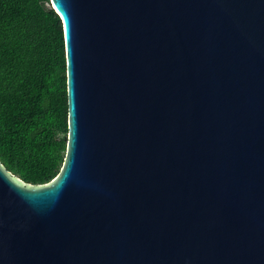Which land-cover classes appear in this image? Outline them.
<instances>
[{
    "label": "water",
    "instance_id": "obj_1",
    "mask_svg": "<svg viewBox=\"0 0 264 264\" xmlns=\"http://www.w3.org/2000/svg\"><path fill=\"white\" fill-rule=\"evenodd\" d=\"M68 142L0 162V264H264V0H50Z\"/></svg>",
    "mask_w": 264,
    "mask_h": 264
},
{
    "label": "trees",
    "instance_id": "obj_2",
    "mask_svg": "<svg viewBox=\"0 0 264 264\" xmlns=\"http://www.w3.org/2000/svg\"><path fill=\"white\" fill-rule=\"evenodd\" d=\"M64 29L50 0H0V162L50 183L68 142Z\"/></svg>",
    "mask_w": 264,
    "mask_h": 264
}]
</instances>
